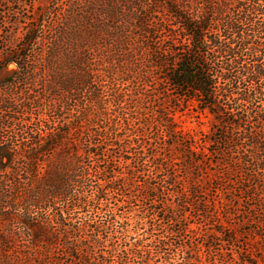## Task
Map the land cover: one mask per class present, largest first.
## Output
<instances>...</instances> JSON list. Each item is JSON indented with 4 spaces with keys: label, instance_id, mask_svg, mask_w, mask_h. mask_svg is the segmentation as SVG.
<instances>
[{
    "label": "rangeland",
    "instance_id": "1",
    "mask_svg": "<svg viewBox=\"0 0 264 264\" xmlns=\"http://www.w3.org/2000/svg\"><path fill=\"white\" fill-rule=\"evenodd\" d=\"M165 1L167 0H0V150L4 147L10 150L9 154L0 153V157L2 155L13 159L16 175L27 178V163L39 161L41 164L32 176V185L36 187L39 186L38 178L43 174L46 163L75 161L81 157L88 160L86 150L90 144H102L99 149L105 150L107 154L114 151L110 149L111 139L99 135V130L110 128L115 116L119 114L113 99L114 91L122 90L128 98L139 89H149L151 85H139V82H135L142 74L137 73L138 70L152 66L150 71L156 78H160L164 68L158 67L161 60L159 50L169 45L166 41L169 29L181 33V27L173 21L168 9H163ZM179 1L194 14L209 11V16L219 17V21L223 17L241 16L238 12L246 5V0H212V5H207L203 0ZM257 2L264 5V0ZM121 6L126 7L123 15L118 14ZM148 6L163 10V13L154 14L149 19L152 33L150 36L140 29L139 22V17L144 21V12H147ZM248 17L264 26V11H251ZM215 22L211 25L213 34H221L223 38L225 33L228 37L230 33L223 32L224 28ZM245 27L251 28L252 22L246 21ZM26 34L28 40H25ZM34 34L36 38L32 39ZM260 40L258 35L249 39V47L259 44L264 50V43ZM261 41L264 42V39ZM156 50L159 54L154 53ZM246 51L243 64L249 66L250 56ZM16 60L22 63L21 67ZM13 63L17 65L16 68L9 67ZM10 71L14 75H8ZM131 72L134 77L128 78ZM229 75L240 76L238 72H231ZM10 78L11 81H5ZM248 81V78H240V91L249 87ZM162 89L163 87L161 91ZM98 92L104 101V110L107 112L105 115L98 112L95 96ZM161 103H164V110L171 108L173 104L169 99H162ZM252 106L245 101L242 108L246 110ZM259 107L261 109L257 108V112L264 113L263 102ZM148 110L151 112L154 109L150 107ZM255 113L253 112L254 115ZM253 114L249 115L252 122L258 128L264 129V122H258ZM151 117L153 115L148 113L149 120L154 119L150 124L152 132L145 137L154 146L150 149L149 146L144 147V151H147L144 166L134 160L132 166L136 172L127 180L116 182L117 190H108L113 202L126 199L127 193L137 195L135 202H125L126 204L115 207L118 217L130 216L134 222L135 217L147 205L158 210L160 208L162 216L166 215L163 220L166 225L163 226L170 230V237L166 241L172 244V252L177 251V254L173 253L177 264H184L185 255L198 259L190 264H264V238L249 232L252 229L262 234L264 229L258 227L257 223L250 225L244 222L254 215L246 210L245 203H242L238 211L227 215L234 223L233 227H237L238 239L234 241L229 235L213 236L214 228L218 224V214L222 212L221 208L217 212L214 209V205L218 204L219 193L212 191L215 200L212 204L211 198L208 202L211 207L208 208L213 218H207L199 210L204 205H199L198 198L184 199L177 193L189 184L190 175L183 166L184 162L176 161L170 170H156L150 155L155 151H160L163 155H169V152L165 150L164 141L161 140L164 134L161 118ZM133 121L137 122V118H133ZM212 121L211 114L197 115L191 107L176 113L178 127L197 136L210 132ZM117 122L119 127L125 124L120 119ZM62 129L69 130L68 136L58 140L53 150H48L45 147L47 136ZM127 132L123 131L122 136L125 137ZM134 146L135 141L124 156L116 155L113 167L115 174H128L127 165L130 161H125V157H138ZM144 173L150 174L151 178L144 176ZM170 173L175 176L168 178ZM111 175L113 173H99L94 178V183H103ZM146 178L149 184L158 186L161 191H150L148 195L144 183ZM8 191L7 197L0 204V236L12 233L13 236L11 242L0 241V264H160L164 261L163 254H152L154 257L150 259V263H144L140 259L126 261L124 257L120 258L115 254L73 256L68 254L67 249L59 248L53 249L56 254H32V242L27 230L16 219L7 220V210L12 214L19 210L15 203L17 194L15 195L11 187ZM10 204L16 210L8 208ZM59 205L66 210V202H60ZM172 205L178 210H174ZM105 208L96 216L97 224L107 220L109 215ZM33 211L41 219L50 215L47 208H35ZM85 211L77 209L70 216L74 218V222L83 221L90 213ZM176 213H179L177 217ZM172 218L176 220L172 221ZM218 226L222 228L220 224ZM145 230L146 228L141 229L140 233ZM248 241L256 247L253 249L254 254L242 253L245 252L244 248H248L244 245ZM109 242L106 241L105 249L109 248ZM205 243H212L213 246L208 248ZM18 250L30 254H16ZM96 251H99L98 248ZM246 258H251L253 263L246 262Z\"/></svg>",
    "mask_w": 264,
    "mask_h": 264
},
{
    "label": "trees",
    "instance_id": "2",
    "mask_svg": "<svg viewBox=\"0 0 264 264\" xmlns=\"http://www.w3.org/2000/svg\"><path fill=\"white\" fill-rule=\"evenodd\" d=\"M203 1L207 5H212V0ZM124 8L126 7L121 6L118 10L119 15L125 13ZM263 8L264 5L257 0H246V5L241 8L242 12L240 10L238 12L241 16L223 17L219 21V17H210L209 11L194 14L179 0L165 1L163 9H168L173 21L181 27V33L169 29L166 40L169 45L159 50L161 60L158 67L164 68L160 78H156V75L150 71L152 66L138 70L137 73L142 72V74L135 79V82H139V85L149 84L151 85L149 89H139L128 98L122 90L114 91L113 99L119 114L115 116L110 128L99 130V135L111 139L110 149L114 150L113 153L107 154L105 150H100L99 147L102 145L100 143L90 144L86 150L88 160L81 157L75 161L46 163L43 174L38 178L39 186L36 187L32 185V176L34 170L41 164L39 161L27 163L28 176L25 178L16 175L11 157L1 155L0 204L7 197L6 193L11 187L15 195L17 194L15 203L19 210L14 214L7 210V220L14 218L27 230L32 242L33 248H30L31 253L34 252L32 254H56L53 249L59 248L67 249L68 254L73 256L115 254L117 257H124L126 261L140 259L144 263H150V259L154 257L152 254H163L164 261L160 264H177L173 257V253L177 254V251L172 252V244L166 241L170 237V230L163 226L166 225L163 222L166 215L162 216L160 208L158 210L147 205L133 222L130 216L118 217L115 207L135 202L137 195L127 193L126 199L113 202L108 193V190H117L116 182L127 180L136 172L135 167L132 166L135 161L144 166L147 156L144 147L149 146L150 149L154 146V143L145 137L152 132L150 124L154 120H149L148 113L153 115L151 118H161L164 127L161 140L164 141L165 150L169 152V155H163L162 152L155 151L150 155L156 170L160 172L163 169L170 170L173 167L171 165L177 163L176 161L184 162L183 166L190 175L189 184L177 193L184 199L198 198L199 205H204V208L201 206L199 210L207 218H213L208 208L211 207L210 203L208 204L211 198L212 204L215 200L212 191L219 193L218 208L217 205H214L216 208L213 207L216 209L215 212L220 208L222 212L218 214V224L212 235L221 237L229 235L234 241L238 239L237 227H233L234 223L227 215L238 211L242 203L247 205L246 210L254 213L244 222L250 225L257 223L258 227L264 229V129L258 128L249 116L256 112V115L253 114L254 117L258 122H264V113L256 110L260 108L261 102L264 104V62H262L264 50L259 44L256 46L254 44L250 48L248 42L256 35L261 40L264 39L263 24L248 17L251 11H264ZM160 12L163 13L162 8L148 6L147 12H144V21L139 17L140 29L147 35L152 34L149 19ZM130 17L132 18V15ZM214 21L224 28L223 32H229L231 36L227 37L224 33V37L221 38V34H213L211 25ZM246 21L252 22L251 28L245 27ZM35 38L34 34L32 39ZM147 38L146 36V40ZM25 40H28L27 34ZM261 40L260 42L264 43ZM245 51L250 56L249 66L243 64ZM154 53L159 54L157 50ZM16 62L21 67L22 63L17 60ZM150 63L149 60V65ZM231 72H238L240 76L231 77L229 75ZM130 77H134L133 72L129 74L128 78ZM242 77L249 79V87L240 91ZM11 79L5 81L9 82ZM162 87L163 91H161ZM95 96L99 106L98 112L100 115H105L107 112L104 110L102 96L99 92ZM162 99L173 102L171 108L164 110ZM245 101L253 105L251 109L242 108ZM150 107L154 109L151 112L148 110ZM189 107L197 115L211 114L213 121L210 132L197 136L178 127L176 113ZM133 118H137V122H134ZM117 119L125 124L119 127ZM125 130L128 132L123 137L122 132ZM68 134L67 129L50 134L47 136L45 147L53 150L56 142L67 137ZM34 139L38 141L36 136ZM134 141L135 154L138 157H125V161H130L127 165L128 174H115L113 167L116 155L121 157L128 153ZM175 152L177 153L174 155ZM0 153L9 154L10 150L4 147L1 148ZM99 173H113V175L105 178V182L96 184L94 178ZM143 175L151 178L150 174ZM173 175L174 173L168 174V178ZM148 178L144 182L147 186L146 193L149 195L150 191L155 193L161 191L158 186L149 184ZM202 197L204 199H200ZM60 202H66V210L61 208ZM104 207L107 208L105 210L108 211L109 216L105 222L97 224L96 216L104 210ZM172 207L178 210L177 207L173 205ZM8 208L16 210L13 204ZM35 208H47L50 215L41 219L35 215L33 211ZM77 209L90 212L89 217L74 222L70 213ZM178 214L176 213V217ZM171 220L175 221L176 218ZM219 224L222 228L218 226ZM162 227L165 229L162 230ZM143 228H146L145 232L140 233ZM249 232L264 238V233L259 234L252 229ZM12 236L13 233L0 236V241L11 242ZM107 240L110 241L109 248L105 249ZM211 244L204 245L211 248L213 246ZM244 245L248 248H244L243 254H254L253 249L256 247L253 243L248 241ZM97 248L99 251H96ZM16 254L30 253L18 250ZM183 257L184 264L198 260L186 255ZM245 261L253 263L251 258H246Z\"/></svg>",
    "mask_w": 264,
    "mask_h": 264
},
{
    "label": "water",
    "instance_id": "3",
    "mask_svg": "<svg viewBox=\"0 0 264 264\" xmlns=\"http://www.w3.org/2000/svg\"><path fill=\"white\" fill-rule=\"evenodd\" d=\"M16 66H17V65L13 63V64H10V66H9V67H10V68H16ZM7 74H8V75H9V74H11V75H12V74H14V73H12V71H10V72H9V73H7Z\"/></svg>",
    "mask_w": 264,
    "mask_h": 264
}]
</instances>
